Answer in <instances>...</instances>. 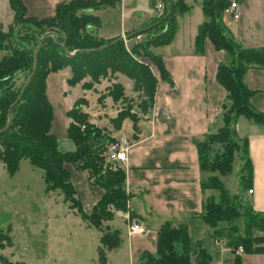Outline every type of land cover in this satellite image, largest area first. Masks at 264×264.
I'll list each match as a JSON object with an SVG mask.
<instances>
[{"label": "trees", "instance_id": "1", "mask_svg": "<svg viewBox=\"0 0 264 264\" xmlns=\"http://www.w3.org/2000/svg\"><path fill=\"white\" fill-rule=\"evenodd\" d=\"M230 1H202L206 20L198 29L196 52L204 53L205 40L209 39L217 50L227 51L231 61L221 62L217 69V80L227 91L222 104L223 124L216 132L194 138V141L200 169L209 174L202 179V188L219 191L218 197L204 199L200 217L213 229L216 238L228 233V246L235 255V264H243L240 248L245 253L264 254V211H256L243 197V192L252 184L253 165L248 139L238 136L236 124L239 117L244 116L264 126V112L251 104L255 90L245 80L250 68H264V47H247L228 35L223 12ZM114 3L115 0H63L56 4L53 15L37 17L28 15L23 0H9L14 11L13 22L7 31L0 26V50L6 51L0 57V130L7 126L8 110L33 72L35 51L43 35L55 33L45 38L36 72L21 100L12 108L11 126L0 133V160L9 174L18 170L22 158H28L33 165L43 169L47 191L63 192L69 207L75 209L89 226L102 232L98 246L102 264L107 261V251L120 246L122 241L120 230L112 229L104 222L114 218V210L127 211L130 198L125 170L119 164L113 166L106 162L108 145L116 137L90 121V115L80 107L85 100L78 98L67 111L71 118L68 135L75 149L61 151L57 137L50 132L53 106L47 95L48 76L69 67L71 75L66 82L75 86L89 76L91 81L83 83L88 89L102 77L124 73L134 81L135 90L144 94L139 107L141 113L146 114L154 103L158 77L135 56L148 57L156 65L160 78L172 82L162 56L151 47L170 44L177 32L178 15L190 8L186 0H169V6L162 0V12L151 22L153 27L138 30L128 37L134 39L142 35L129 50L124 39L112 43L118 38L107 39L96 32L101 25L96 10ZM107 44L110 45L100 49ZM78 50L83 51L73 56L67 53ZM124 91L121 83H114L109 88L108 95L114 101L126 102L111 120L114 129L119 131L123 122L131 119L137 133L141 115L133 111V102ZM236 150L243 158L240 181L244 191L232 195L221 176L232 171ZM71 166L87 171L90 182L104 190L90 212L84 210L77 196ZM11 243V238L0 233V247ZM177 243L181 244L182 252L177 251ZM140 260L141 264H211L212 256L201 241H193L186 225L175 226L166 221L157 232L156 251H144ZM0 264L25 263L1 256Z\"/></svg>", "mask_w": 264, "mask_h": 264}, {"label": "crops", "instance_id": "2", "mask_svg": "<svg viewBox=\"0 0 264 264\" xmlns=\"http://www.w3.org/2000/svg\"><path fill=\"white\" fill-rule=\"evenodd\" d=\"M60 1L63 0H23L28 15L37 17L53 15ZM202 1L186 0L190 8L178 15L173 41L152 47L153 52L162 56L172 82L155 73L158 85L154 103L146 114H141L139 131L135 133L133 122L126 119L114 135L125 136L130 143L126 159L118 161L126 172L125 185L130 198L128 210H114V218L105 225L120 230L121 244L127 243L136 260L144 251H156L157 232L164 222L171 221L175 226L186 225L193 241L202 242L212 256L211 264H235L231 248L222 238H216L213 229L200 217L204 199L218 195L213 188H202V179L209 174L200 169L194 138H203L222 126V104L227 91L217 80V69L226 59L231 61L227 51L217 50L209 39L205 40L204 53L196 52L198 29L206 20ZM236 1L240 17L223 18L228 35L244 46L264 47V0ZM158 3L162 0H115L114 4L102 6L96 10L101 19L96 32L107 39L128 38L138 30L153 27L151 22L162 12L157 9ZM1 4L2 0L0 26L4 29L13 22L14 11L10 4V9L3 11ZM245 80L255 90L252 106L264 112V68H250ZM241 117L236 130L240 138L248 139L253 165L252 192L248 189L243 192V197L256 211H264V126L253 120L242 125ZM74 149L75 144L65 151ZM70 169L77 196L84 210L90 212L104 190L90 182L87 171L73 166ZM128 214L138 217L148 228V233L130 235ZM116 218L124 220V232L120 226L111 223ZM176 249L182 252L180 243L176 244ZM239 253L243 264H264L262 253Z\"/></svg>", "mask_w": 264, "mask_h": 264}, {"label": "rangeland", "instance_id": "3", "mask_svg": "<svg viewBox=\"0 0 264 264\" xmlns=\"http://www.w3.org/2000/svg\"><path fill=\"white\" fill-rule=\"evenodd\" d=\"M1 9H10L8 0H2ZM4 30L7 31L8 26ZM137 39L138 37H125L126 48L130 50ZM5 53V50H0V57ZM226 55L229 54L226 52ZM135 58L147 64L153 73H159L148 57ZM225 63H229L228 59ZM61 75H64V79ZM70 75V68L67 67L50 74L47 79V95L53 106L50 132L57 137L61 151L69 150L74 145L68 135L71 118L67 111L78 98L85 100L80 107L90 115V121L113 136L117 131L111 119L126 105V102H116L108 95L109 88L114 83L124 86L127 98L133 102V111L142 114L139 104L145 96L135 90L134 81L124 73L117 72L102 77L88 89L83 87V83L91 81L89 76L79 84L71 86L65 80ZM251 121L244 116L240 120L242 125ZM108 163L118 166V162ZM242 167L241 152L236 150L232 171L221 177L232 195L244 191L240 181ZM212 191L219 195L217 189ZM111 223L120 226L124 232L122 218H116ZM0 233L12 239L11 244L0 247V257L5 256L12 261H22L25 264H102L98 255L102 232L94 226H89L75 209L69 207L63 192L47 191L43 169L33 165L28 158L21 159L14 174H9L0 160ZM228 237V233L222 237L225 245L228 244ZM140 261L133 259L125 243L107 251L105 264H141Z\"/></svg>", "mask_w": 264, "mask_h": 264}, {"label": "built area", "instance_id": "4", "mask_svg": "<svg viewBox=\"0 0 264 264\" xmlns=\"http://www.w3.org/2000/svg\"><path fill=\"white\" fill-rule=\"evenodd\" d=\"M163 4L158 3L157 9L162 10ZM231 17L233 19H238L240 17L239 4L236 0H231L228 7L225 8L223 12V18ZM140 40L142 35L137 36ZM130 148V143L125 136L116 137L108 145L106 159L108 162H118L126 159L127 152ZM252 192V189H249ZM128 232L130 235H145L148 233V228L146 225L136 216L128 214L126 217ZM239 251H242L240 248Z\"/></svg>", "mask_w": 264, "mask_h": 264}, {"label": "water", "instance_id": "5", "mask_svg": "<svg viewBox=\"0 0 264 264\" xmlns=\"http://www.w3.org/2000/svg\"><path fill=\"white\" fill-rule=\"evenodd\" d=\"M166 1H167V5L169 6V0H166ZM50 34L55 35L54 32H47V33H45V34L43 35V37H42V39H41V41H40V43H39V45H38V47H37V49H36V51H35V65H34L33 72H32V74H31V76L29 77V79H28L26 85H25L24 88L22 89L21 93H20L19 96L17 97L16 101L10 106V108H9V110H8L9 117H10L9 122H8L7 126H6L4 129H1V130H0V133H1V132H4V131H6V130H8L9 127L11 126V123H12V117H11V111H12V108H13L14 105H16V104L21 100V98H22V96H23V93L25 92V90H26L28 84L31 82V80H32V78H33V76H34V74H35V72H36L37 65H38V55H39V52H40V50H41V48H42V45H43V43H44L45 38H46L48 35H50ZM124 38H125V37H119L118 39H116V40L113 41L112 43H114V42H116V41H118V40H122V39H124ZM112 43H110V44H112ZM110 44L104 45V46L101 47L100 49L105 48L106 46H108V45H110ZM80 51H83V50H78V51H76V52H74V53H71V52H68V51H67V53H68L69 55L73 56L75 53L80 52Z\"/></svg>", "mask_w": 264, "mask_h": 264}]
</instances>
